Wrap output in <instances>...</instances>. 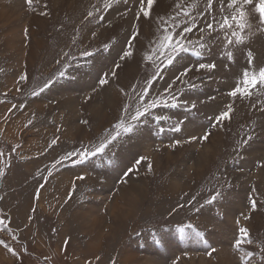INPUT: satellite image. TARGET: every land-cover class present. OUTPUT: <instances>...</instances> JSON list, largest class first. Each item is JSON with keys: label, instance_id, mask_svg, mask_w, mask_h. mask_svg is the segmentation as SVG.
I'll return each instance as SVG.
<instances>
[{"label": "rangeland", "instance_id": "rangeland-1", "mask_svg": "<svg viewBox=\"0 0 264 264\" xmlns=\"http://www.w3.org/2000/svg\"><path fill=\"white\" fill-rule=\"evenodd\" d=\"M105 2L33 0L29 7L26 0H0V240L16 251L0 245V264H240L231 246L234 220L247 211L250 194L257 209L242 223L254 241L245 250L256 252L257 264L264 242V89L251 98L227 96L248 66L249 50L254 66H264V29L254 5L245 44L229 48L213 34L202 56L184 53L162 72L153 93L184 67L216 64L183 78L196 87L173 86L183 89L175 93L179 107L152 110L135 134L73 163L62 158L99 143L132 103V86L153 73L144 57L154 55L162 34L156 17L167 18L178 2L202 10L207 0H157L152 19L138 22L134 55L123 61L138 0H112L108 9ZM213 11L219 18V0ZM117 63L116 77L100 87L99 78ZM65 65L66 75L40 92ZM229 103L231 119L217 125L214 117ZM176 140L181 143L173 146ZM140 156L147 159L136 165ZM128 168L134 170L125 176ZM225 182L231 187L221 199L195 211ZM189 223L193 228L181 235L178 227Z\"/></svg>", "mask_w": 264, "mask_h": 264}, {"label": "snow or ice", "instance_id": "snow-or-ice-1", "mask_svg": "<svg viewBox=\"0 0 264 264\" xmlns=\"http://www.w3.org/2000/svg\"><path fill=\"white\" fill-rule=\"evenodd\" d=\"M32 2L33 0H26L29 7H31ZM156 2L157 0H138L135 5V20L137 23L133 25L134 31L128 38L127 47L122 51V54L119 57L121 61L134 55L132 51V41L139 35L138 22L141 18L152 19V12ZM219 2L221 13L219 18H217V15L213 11L214 0H207L206 6L202 10H198L199 5L196 3L185 6L182 2H178L175 5L172 14L168 15L167 18L162 16L156 17V19L160 21L158 30L162 34L155 42V47L153 49L154 55L150 54L144 57L146 62H150L153 65V73L150 78L146 79L143 84L132 86L133 91L136 92L135 96L132 98V103L124 104L121 117H119L117 122L111 126L110 130H106V135L99 143L92 145L91 148L82 146L81 148L75 149L72 152L65 154L62 158L63 160H71L73 163H83L89 158L105 152L106 149L122 136L135 134L144 119L152 116V110L158 109L161 106L172 108L179 107L180 104L175 93L183 92V89L177 88L174 90L173 86L179 81L180 84L187 85L188 87H196L195 84L188 85L187 81L183 78L187 76L193 68L198 72L201 70L211 71L216 68V64L201 62L196 65L184 67L183 71L173 78L172 82L168 84L162 93H153V85L162 77V72L169 66L183 59L184 53L191 51L197 57L202 56L204 50L208 46V39L211 38L213 34H215L216 38L221 40L229 48L245 44L248 39L246 33L252 28V24L250 23V6L254 5L253 10L258 18V24L261 29H264V0H227L226 4L225 0H219ZM111 7L112 0H106L104 9ZM225 8L228 10L227 12H225ZM96 11L99 12L100 9H97ZM87 15L88 17H93L94 14L90 11ZM100 19H103V17H100ZM25 31L27 33V30ZM194 32L199 33V38L196 40L191 38ZM105 47H108V45H105ZM94 54L95 53L91 51H84L81 53V55L85 57H91ZM227 56L231 58L233 53L228 51ZM253 60L254 58L249 50L247 60L248 66L244 68L242 75L237 79L235 86L227 92V96L231 97L233 101L237 97H240L241 99L251 98L258 88L264 89V66H260L259 68L255 67ZM69 66L70 65H65L64 70L59 71L57 77L46 81L39 91L43 92L47 89L54 82L55 78L64 77L66 75V69ZM119 67L120 64L117 63L110 72H105L98 80L99 86L103 87L107 85L110 82V77L115 78L116 69ZM19 79L20 81H25L27 79V74H22ZM137 88H139V91H136ZM93 91H95V89H93ZM121 92H124V90L121 89ZM37 94L36 91L33 92V95ZM192 107L194 108L195 105L193 104ZM253 107H255V105H253ZM233 110V104H227L225 110L220 111L219 114L214 117L216 124L219 125L225 120H230ZM30 123L31 121H29V124ZM84 123L87 122L85 121ZM160 130L163 131V129ZM174 130L180 131V127L175 126ZM208 135V133H205L203 139H207ZM193 139H195V137H193ZM251 139L252 137L248 136L243 143L247 144ZM56 143V139L51 142L53 145ZM180 143L181 141L176 140L173 146L179 145ZM2 155L3 153H0V156ZM145 159L147 158L140 156L135 161L136 165H139ZM61 162V160L56 161L58 164ZM150 169L151 164H149V170ZM133 170V168H128L124 175L128 176ZM80 178L83 179V177ZM40 187L42 188L43 185H40ZM230 187L231 185L225 182L220 188L212 192L211 195L204 200L203 204L195 209V211L199 212L200 209L206 205L214 204L223 197V190ZM254 192L255 189H253V193ZM195 199L196 198L193 197V200ZM247 199V211H239L235 217V232L231 244L232 248L240 253V264H252L256 257L255 251L251 249L245 250L246 246L253 245L254 241L251 237L249 228L245 226L242 221L246 222L251 218L250 213L257 209L258 202L252 194H250ZM189 203L191 204L192 201H189ZM177 208H183V205H178ZM176 211V208L172 209V213ZM3 223V220L0 219V225H3ZM191 228H193V225L190 223L181 224L177 231L181 235H184L186 229ZM196 235L203 236L204 234L197 231ZM204 242L207 243V240ZM0 245L5 247L9 252H12L13 255L16 254L15 249H13L6 241L0 240ZM213 251L215 250L213 249ZM259 251L261 255L257 264H264V242H261Z\"/></svg>", "mask_w": 264, "mask_h": 264}]
</instances>
